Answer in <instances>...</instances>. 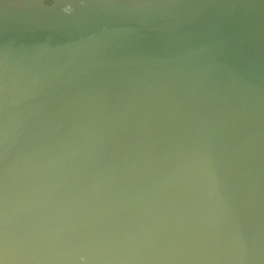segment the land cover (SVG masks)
Here are the masks:
<instances>
[{
    "label": "water",
    "instance_id": "water-1",
    "mask_svg": "<svg viewBox=\"0 0 264 264\" xmlns=\"http://www.w3.org/2000/svg\"><path fill=\"white\" fill-rule=\"evenodd\" d=\"M0 264H264V0H0Z\"/></svg>",
    "mask_w": 264,
    "mask_h": 264
},
{
    "label": "clouds",
    "instance_id": "clouds-1",
    "mask_svg": "<svg viewBox=\"0 0 264 264\" xmlns=\"http://www.w3.org/2000/svg\"><path fill=\"white\" fill-rule=\"evenodd\" d=\"M64 11H65V13H70L71 12V8H65Z\"/></svg>",
    "mask_w": 264,
    "mask_h": 264
}]
</instances>
